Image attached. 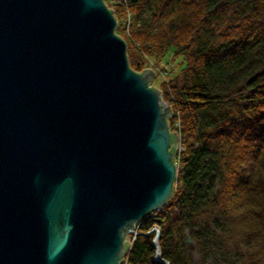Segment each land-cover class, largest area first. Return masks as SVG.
Returning a JSON list of instances; mask_svg holds the SVG:
<instances>
[{
  "label": "water",
  "instance_id": "1",
  "mask_svg": "<svg viewBox=\"0 0 264 264\" xmlns=\"http://www.w3.org/2000/svg\"><path fill=\"white\" fill-rule=\"evenodd\" d=\"M116 27L105 0H0V264H122L173 194L171 108Z\"/></svg>",
  "mask_w": 264,
  "mask_h": 264
},
{
  "label": "trees",
  "instance_id": "2",
  "mask_svg": "<svg viewBox=\"0 0 264 264\" xmlns=\"http://www.w3.org/2000/svg\"><path fill=\"white\" fill-rule=\"evenodd\" d=\"M105 3L134 71L182 56L156 87L179 138L173 194L127 236L122 264H163L155 226L171 264H194V249L206 264H264V0Z\"/></svg>",
  "mask_w": 264,
  "mask_h": 264
},
{
  "label": "rangeland",
  "instance_id": "3",
  "mask_svg": "<svg viewBox=\"0 0 264 264\" xmlns=\"http://www.w3.org/2000/svg\"><path fill=\"white\" fill-rule=\"evenodd\" d=\"M181 63H182V56L178 55L175 57L173 54H169L167 56V58L165 59V61H163L161 64L155 65L153 62H150L151 66H156L154 69H156L155 73H157V75L152 79L150 85L151 86L154 85L155 87H160L163 82H165L167 84L169 77L171 75L169 73V71H171V73L172 72L177 73L179 71L178 67L181 66ZM162 65H164L166 67V69H164V67ZM164 102L166 104H168L167 101H164ZM178 143H179V138H178ZM157 215H158V212L155 211L152 214V217L156 218ZM137 227H138V225H136V229H135L136 235H137ZM127 239H128V237H127ZM189 243L195 247V243L193 241H190ZM194 264H206V263L202 262V260L200 259L199 254H198L196 249H194Z\"/></svg>",
  "mask_w": 264,
  "mask_h": 264
}]
</instances>
